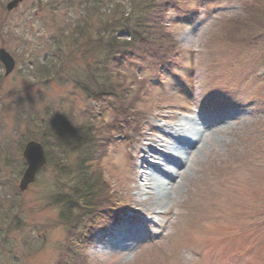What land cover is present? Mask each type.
Returning <instances> with one entry per match:
<instances>
[{"label":"rangeland","instance_id":"rangeland-1","mask_svg":"<svg viewBox=\"0 0 264 264\" xmlns=\"http://www.w3.org/2000/svg\"><path fill=\"white\" fill-rule=\"evenodd\" d=\"M12 1L0 0V50L16 61L10 75L0 61V264H264V0H164L169 16L163 0H154L152 25L168 39L154 56L137 55L118 68L113 83L126 89L129 102L138 101L124 115L117 105L90 99L80 83L95 90L99 32L123 13L131 21L144 17L152 0H24L9 11ZM119 37L132 40L128 31ZM175 49L185 66H166L160 76L158 65ZM177 76L191 78L190 94ZM117 114L124 124L116 123ZM63 117L87 130L100 154L108 140L117 141L91 170L103 184L92 200L98 210L113 195L124 204L120 213L128 214L119 226L111 214L97 225L85 218L90 200L75 199L62 218L77 177V156L61 158L54 148ZM183 120L194 121L193 135L206 136L191 153V173L181 181L160 176L167 188L160 201L143 195L147 152L170 146L167 129ZM31 141L54 153L22 192ZM92 227L96 244L84 251L86 260L74 257L69 245L87 239Z\"/></svg>","mask_w":264,"mask_h":264},{"label":"trees","instance_id":"trees-1","mask_svg":"<svg viewBox=\"0 0 264 264\" xmlns=\"http://www.w3.org/2000/svg\"><path fill=\"white\" fill-rule=\"evenodd\" d=\"M151 3L153 4V6L150 9L152 10L144 9L142 11V14L146 13L144 17H142L141 14H138L137 19L131 21L129 19V15L123 13V20H117L118 17H115L113 18L114 20L110 21L109 25L106 27L107 32H99L100 45H97V49L95 50H98L99 52L98 59L100 60L102 68L98 70L97 74H92L94 83L96 84L95 90L90 89L88 86L80 83L81 89L90 99L94 101L96 100L97 102L102 101V103H99L100 105L106 102V104L109 103L112 105H117L118 114L120 115L127 114L129 110H131V113L132 111L134 112V107L138 103V101L137 99H134L129 102V99L125 95L126 89L123 90V86L121 84L113 83V81L116 80V78L119 76L118 68L120 70V68H122L123 64H125L127 60H133L137 55L142 56L144 59L147 57H152V55L154 56L162 50L165 39H168V35H165L164 31L161 28H159L158 31L154 28L155 26L152 25V18L156 16V12L159 9L157 8L154 0H152ZM161 5L164 9L166 8L164 11V13L166 14L169 9L168 7L170 6L169 3H165V1L163 0ZM164 17L165 15L162 16L161 19H163ZM126 31L131 34V41L120 39L119 34H125ZM104 36L108 37V41H104ZM175 50L173 52H175ZM163 58L165 59V57ZM109 81L111 85H109ZM105 96H108L110 100L113 99L116 102L106 101ZM121 108L123 110L122 113ZM120 115H118V118H116V123L118 125L125 123L121 120ZM119 120H121L122 123L118 122ZM59 121L60 133L59 136L55 137L56 139H58V141L56 142V147L54 148L62 153L61 155H59L61 158H65V154L69 155L70 153L77 156V168L74 174V178L76 176L77 177L76 180L74 179L73 181L75 182L74 187L71 186V193L68 195L69 198L66 202L67 207L63 209L62 218H69V215L72 213V206L76 204V200L78 204H88L90 200V206H92L91 208L93 209L85 211V218L91 216L93 225H97V222H99L100 218L102 217H110V214V218H114L115 220L120 211H122L124 204L117 199L116 195H113L111 198H109L108 201H110V203L108 204V206H106V209H103L102 212L98 210V206L95 205H97L96 201L97 199L99 200L100 197L97 198L95 194L97 192H101V187L103 186V184H101V180L95 178V172L92 171L95 170L94 164H96L97 166V163L99 164L100 160L104 158L103 154L105 148L109 147V145L114 142V140H108L106 142L107 145H105L103 148V153L100 154L98 151L100 149L99 144L94 142L93 146L91 142L92 140L87 130H79L74 128L72 120L69 117H63L59 119ZM43 145H45L46 147V144ZM47 149V158L49 160L50 151L51 153H54V151L49 148V145H47ZM55 154L57 153L55 152ZM60 163H65V159H61ZM93 199L96 201H92ZM92 202L93 205H91ZM84 210L85 209H82V211ZM116 214L117 216L114 217ZM90 230L92 233L91 235L89 234V237L87 239H85L84 237H80L76 242L73 241L69 245V247L75 251L74 257L80 258L82 257V255L83 257H85L84 251L93 244L94 241L92 236L95 233L94 231L96 229L93 230L92 227ZM67 255L71 256L70 254ZM71 259V257L68 258V261H70Z\"/></svg>","mask_w":264,"mask_h":264},{"label":"bare ground","instance_id":"bare-ground-1","mask_svg":"<svg viewBox=\"0 0 264 264\" xmlns=\"http://www.w3.org/2000/svg\"><path fill=\"white\" fill-rule=\"evenodd\" d=\"M195 126L193 121H181L173 129H167L169 136L167 137L172 142H167L170 144L165 150L161 151L158 149H151L152 157L150 160H154L157 163L148 160H144L141 164V169L143 170V179L146 183L142 189L143 195H156V200H159L164 197L165 184L160 180V176L168 178V180L180 178L181 175H188L191 173L190 170L186 169V164L183 162L184 157L181 156V153H190L191 151L198 152L200 148H197L196 143H204L205 135L202 133H196L193 135L191 132ZM193 136L195 137L194 139ZM196 148V149H195ZM191 149V150H190ZM195 149V150H194ZM182 150V151H181ZM184 151V152H183ZM179 157H182L179 159ZM182 173V174H180ZM173 189V188H172ZM138 232V230H136ZM129 235V234H128ZM132 239V237H120L117 236L119 241L124 242L125 240Z\"/></svg>","mask_w":264,"mask_h":264},{"label":"water","instance_id":"water-1","mask_svg":"<svg viewBox=\"0 0 264 264\" xmlns=\"http://www.w3.org/2000/svg\"><path fill=\"white\" fill-rule=\"evenodd\" d=\"M23 1L24 0H13L8 4V10L12 11L18 8ZM0 60L6 68L7 75H10L16 66V61L13 56L6 49H1ZM24 158L27 163V169L20 184V190L22 192H25L29 186L35 182L39 172L47 164L44 147L36 141L29 142L24 151Z\"/></svg>","mask_w":264,"mask_h":264}]
</instances>
